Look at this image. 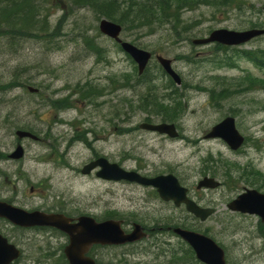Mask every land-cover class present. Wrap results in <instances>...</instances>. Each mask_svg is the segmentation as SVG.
I'll use <instances>...</instances> for the list:
<instances>
[{"label": "rangeland", "instance_id": "374dc122", "mask_svg": "<svg viewBox=\"0 0 264 264\" xmlns=\"http://www.w3.org/2000/svg\"><path fill=\"white\" fill-rule=\"evenodd\" d=\"M240 1L252 8L199 0L182 11L175 28L169 19H156L150 26L123 30V41L171 60L180 85L172 83L155 57L146 75L139 76L133 60L100 34L101 19L69 0L49 8L43 31H19L23 16L1 24L0 149L8 152L19 142V130H35L41 143L35 144V160L27 144L28 155L19 166L0 162V198L13 199L20 189L29 196L35 185V206H66L71 215L119 218L129 230L131 221L154 229L142 243L99 250L102 264H200L188 245L165 231L185 224L218 242L232 264H264V245L252 227L256 220L237 217L227 207L244 187L264 190V72L241 53L264 49V36L237 48L193 44L215 30L264 28V0ZM178 102L183 113L165 122L176 127L178 138L140 129L144 123L162 122L160 103L169 108ZM228 116L246 139L237 152L220 139H205ZM97 155L140 174H172L216 212L204 223L195 221L148 189L132 191L99 182L94 175L83 178V167ZM53 156L60 158L57 164L50 162ZM22 170L25 181L18 183L22 175L17 180L14 175ZM203 177L222 186L197 193ZM39 236L35 250L22 245L35 258L22 264H64L54 261L58 238ZM45 249L54 257L39 253Z\"/></svg>", "mask_w": 264, "mask_h": 264}, {"label": "water", "instance_id": "95a60500", "mask_svg": "<svg viewBox=\"0 0 264 264\" xmlns=\"http://www.w3.org/2000/svg\"><path fill=\"white\" fill-rule=\"evenodd\" d=\"M100 32L120 43L123 51L128 54L138 66L139 74L145 70L151 53L141 50L134 45L123 42L120 39L122 27L106 19L99 23ZM264 35V29H251L242 32L230 30H215L208 38L195 40L194 44L203 45L209 43H218L226 46H239L251 41L254 38ZM158 62L164 71L175 81L180 84L181 80L173 70L171 61L163 57H157ZM31 92L36 90L29 88ZM141 128L148 131L167 134L171 138L178 136L175 126L169 124H142ZM19 139L34 138L31 133L25 131L16 132ZM206 139H222L228 147L236 151L244 143V138L238 132L235 126V120L231 117L226 118L217 124L206 135ZM35 140L37 137L35 136ZM22 149L12 155V158L19 159L22 157ZM99 167L101 170L97 176L107 181H128L151 186L157 189L159 196L164 201H173L176 206L184 204L186 210L200 218L202 221L207 219L212 210L201 209L193 201L187 198V189L182 187L173 175L159 176L155 178H145L134 171H126L116 163H109L105 158H100L86 165L82 173L89 174L93 169ZM219 184L211 178H204L198 183V189H214ZM229 209L251 215H258L264 219V195L256 191H247L229 204ZM0 218H7L12 224L21 227H52L60 230L69 237V245L65 248V255L69 264H95V262L86 257V253L93 245H123L141 240L146 234L140 225H135L130 234H125L121 228V222L107 220L97 223L93 218L82 216L73 223L72 219L58 214H45L42 212L28 213L24 210L17 209L13 206L0 202ZM173 232L187 242L196 254V258L203 264H226L223 250L210 238L183 229H174ZM19 252L9 244L5 239L0 237V264H10L18 258Z\"/></svg>", "mask_w": 264, "mask_h": 264}, {"label": "trees", "instance_id": "16d2710c", "mask_svg": "<svg viewBox=\"0 0 264 264\" xmlns=\"http://www.w3.org/2000/svg\"><path fill=\"white\" fill-rule=\"evenodd\" d=\"M62 0H0V26L11 22L16 16H23V26L19 31L30 33L34 30H45L46 23L51 16L47 14L49 8L61 7ZM73 5L90 9L97 18H106L120 24L123 30L141 29L154 24L153 20H168L175 28L180 24V16L183 10L193 9L199 0H69ZM220 5L232 7L245 6L252 8L240 0H219ZM44 14V15H43ZM153 21V22H152ZM15 25L9 28H14ZM253 27H258L253 24ZM176 30V29H175ZM92 42L87 46L91 49ZM96 52L100 51L95 50ZM244 59L251 62L256 68L264 72V49L242 51ZM146 75V74H145ZM144 75V76H145ZM249 83H251L249 81ZM158 111L163 122L174 121L183 113L180 102L175 107L167 108L165 103L159 104ZM165 113V114H164ZM173 256L178 254L177 250H172ZM192 254L191 250L188 251ZM187 254V252H186ZM183 256V254H182ZM193 257V256H192ZM192 259V258H191ZM193 259H195L193 257ZM126 261L118 260L117 264H124ZM102 264V263H101ZM113 264V263H112Z\"/></svg>", "mask_w": 264, "mask_h": 264}, {"label": "flooded vegetation", "instance_id": "af4514ba", "mask_svg": "<svg viewBox=\"0 0 264 264\" xmlns=\"http://www.w3.org/2000/svg\"><path fill=\"white\" fill-rule=\"evenodd\" d=\"M33 134H34V137H35V130H33ZM29 141V139H25L23 141H19V142H15V143H12V145L10 146L8 152H4L0 149V162H6L7 164H15V165H20V163H22V160L26 157V155H28V148H27V144L31 145L32 146V153H33V159L35 160V144H40L41 142L38 140V141H35V138L33 140H30V142L26 143L25 141ZM21 147L22 148V157L20 159H14L12 158V155L17 151V148ZM57 148L53 145L52 147V150H56ZM100 157H103V156H99L97 155L96 156V159L97 158H100ZM60 158H54L51 157L50 159V162H54L55 164L56 161H58ZM94 159V160H96ZM92 160V161H94ZM46 164V163H44ZM23 173L25 174V172L22 170L18 173H16L14 176L17 180V177L21 176L22 177L18 180V183H22V181H25L24 179V175ZM94 173V174H93ZM96 173H97V170L93 171L92 173H90L89 175H86V176H82L83 178L85 177H88V176H91V175H94L96 177ZM35 175V174H34ZM17 176V177H16ZM144 176H147V177H152L154 175H148V174H144ZM97 179V177H96ZM99 180V179H97ZM104 182L102 180H99V182ZM110 184H113V185H126V186H129L131 188L132 191H134L135 189H144V190H150L152 193H153V196L157 197L158 196V193L155 189H152V188H144L140 185H137V184H134V183H128V182H124V181H121V182H118V183H111L109 182ZM222 186V185H221ZM15 188H17L15 186ZM256 188V187H255ZM253 188V186H251L250 188L249 187H244L242 192H245L247 190H256L262 194H264V190L263 189H259V188ZM20 189V187H19ZM188 198L190 200H192L193 202H195L198 206H200L201 208H211L210 206L212 205H207L203 202L204 199H200L199 196H193L192 193H191V190L188 188ZM198 192H201V191H204V190H197L195 189ZM19 192H23V190H19ZM20 193L17 194V196L13 199H8L6 197H3V198H0V202L2 203H5V204H8V205H11L15 208H18V209H21V210H24L26 212H35V211H41V212H44V213H47V214H62L68 218H71V219H77L79 218L81 215H87V214H80V215H71L67 212V207L66 206H53V207H50V206H44V205H39V206H35V185L32 186L30 188V193L31 195L29 196H22ZM157 199V198H156ZM159 199V198H158ZM208 203L210 202L209 200H206ZM165 203V202H164ZM166 204V203H165ZM169 204H173L172 202H170ZM177 209H181V210H185V207L184 205H181L179 206ZM214 209V208H213ZM215 211V209H214ZM216 212V211H215ZM232 214H234L235 216L237 217H240V218H253L255 219V223L253 224V229H257L256 231V235L258 236V241H260V246L261 245H264V220L262 218H259V217H256V216H251V215H247V214H242V213H239V212H232ZM96 221L98 222H101L102 220H105V219H98L96 218ZM194 220H198L197 218L194 217ZM137 221H139L137 219ZM201 221V220H200ZM74 223H76V221H73ZM126 221H123V228L125 229V232L126 233H129L131 231V228L130 230L129 229H126L125 227H127L129 224H125ZM134 223L136 222H130V225L133 226ZM204 223V222H203ZM145 232H147V235L150 236V233L149 231H147L148 229L144 227V225H141ZM154 230V229H153ZM40 234H45V235H49L50 237H55V238H58L56 239L57 240V243H56V252L55 251V255L57 258L54 259V261H57V260H62V261H65L66 260V257H65V254H64V249L66 248V246L69 244V238L64 234L62 233L61 231H58L57 229H54V228H46V227H20V226H16L14 224H11L7 218H0V237L2 239H5L7 244L11 245V246H14L16 250L19 251V257L17 260H14L12 263L10 264H22V262L24 260H35V258H32L29 256V254L27 253L28 250H26L24 248V244L27 245H31V247L33 248V250H35V237L39 238L41 236H39ZM147 236V237H148ZM129 246H134V245H129ZM120 247V246H119ZM127 247V246H126ZM111 248H115L117 249V247L114 245L112 246H93L90 248V250L88 251L87 253V256L92 258L96 264H101V254L99 253V250H104V249H111ZM260 250H262V248H260ZM53 251L50 250V249H45L43 251H40L39 253L41 254H45V255H52L53 256ZM225 260H226V264H232L230 262V260L228 259V256H227V253L225 254Z\"/></svg>", "mask_w": 264, "mask_h": 264}]
</instances>
